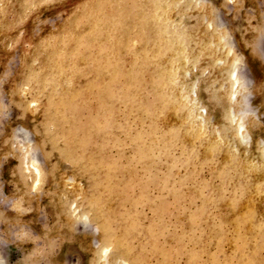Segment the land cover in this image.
Wrapping results in <instances>:
<instances>
[{
	"label": "rangeland",
	"instance_id": "1",
	"mask_svg": "<svg viewBox=\"0 0 264 264\" xmlns=\"http://www.w3.org/2000/svg\"><path fill=\"white\" fill-rule=\"evenodd\" d=\"M263 141L264 0H0V264H264Z\"/></svg>",
	"mask_w": 264,
	"mask_h": 264
},
{
	"label": "bare ground",
	"instance_id": "2",
	"mask_svg": "<svg viewBox=\"0 0 264 264\" xmlns=\"http://www.w3.org/2000/svg\"><path fill=\"white\" fill-rule=\"evenodd\" d=\"M107 1H109V0H106V2ZM149 1H151V0H149ZM167 1V0H166ZM88 2H90V1H88ZM95 2V1H94ZM97 2V1H96ZM89 4V3H88ZM167 4V3H166ZM165 4V5H166ZM101 6H103L102 4H100ZM163 5V4H162ZM96 6H97V4H96ZM100 6V7H101ZM87 7V6H86ZM150 12V10H148L147 11V13H149ZM146 13V14H147ZM160 13V12H159ZM162 14H164V13H162ZM89 16H91V17H93L94 19L92 20V19H90V21L92 22V23H94V24H97L98 23V21H96V19H95V16L93 15H89ZM113 16V15H112ZM104 17H107V16H104ZM118 17V16H117ZM117 17H115V18H117ZM82 18V17H81ZM114 18V17H113ZM132 18H134V17H132ZM132 18H131V20H132ZM146 18H147V16H146ZM161 18H162V16H161ZM73 19V18H72ZM71 19V20H72ZM125 19V18H124ZM157 19H159L158 17H157ZM96 21V22H95ZM135 21V20H134ZM80 22V21H79ZM83 22V21H82ZM149 22V21H148ZM152 22V21H151ZM68 23H70V22H68ZM77 21L76 22H73V24H76V26H78L77 25ZM110 23V22H109ZM142 23V22H141ZM168 23V22H167ZM105 24H107V23H105ZM134 24H136V22L134 23ZM80 25V24H79ZM98 25V24H97ZM158 25V24H157ZM168 25V24H167ZM209 25V24H208ZM103 26H104V23H103ZM156 27V26H155ZM167 27V26H166ZM165 27V28H166ZM79 28V27H78ZM152 28H153V26H152ZM162 28H163V26H162ZM155 29H157V27L155 28ZM100 30V29H99ZM98 30V31H99ZM126 30V29H125ZM101 31V30H100ZM127 31V30H126ZM125 31V32H126ZM133 31H134V29H133ZM163 31V30H162ZM90 32V31H89ZM111 32V31H110ZM120 32V31H119ZM156 32V31H155ZM129 33V32H128ZM131 33H132V31H131ZM135 33V32H134ZM62 34V33H61ZM87 34V33H86ZM96 34H97V32H96ZM126 33H124V35H125ZM139 34V33H138ZM154 34V33H153ZM127 35V34H126ZM65 36V35H64ZM121 36H123L122 34L120 35H117L116 36V38L117 39H120L121 38ZM141 37H142V35H140ZM156 36V35H155ZM83 37V36H82ZM90 38H93V37H91V36H89ZM95 37V36H94ZM134 37H135V35H134ZM148 37V36H147ZM140 38V37H139ZM138 38V39H139ZM60 39V38H59ZM62 37H61V40L60 41H62ZM98 39H99V37H98ZM153 39V37L151 38V40ZM66 40H67V37H66ZM92 40V39H91ZM112 40V39H111ZM128 40H129V38H128ZM59 41V42H60ZM76 41V40H75ZM108 41V40H107ZM140 41V40H139ZM64 42V41H63ZM85 42V41H84ZM89 42H90V40H89ZM112 42V41H111ZM133 42V41H132ZM170 42V41H169ZM80 43H83V42H81L80 41ZM79 43V44H80ZM86 43V42H85ZM99 43H100V41H99ZM130 43V42H129ZM58 44V43H57ZM61 44H62V42H61ZM75 44V43H74ZM78 44V43H77ZM64 45V44H63ZM99 45V44H98ZM97 45V46H98ZM104 45V44H103ZM57 46H59V45H57ZM130 46V45H129ZM67 47V46H66ZM107 47V46H106ZM111 47H113V46H111ZM118 47V46H117ZM121 47V46H120ZM130 47H134V46H130ZM88 48H89V46H88ZM102 48V47H101ZM145 48V47H144ZM144 48H142V49H144ZM137 49V48H136ZM92 50V49H91ZM99 50V49H98ZM98 50H97V52H98ZM103 50H105V48H103ZM102 50V51H103ZM129 50V49H128ZM127 50V51H128ZM101 51V52H102ZM185 51V50H184ZM54 52H55V50H54ZM61 52V51H60ZM63 52V51H62ZM85 52V51H84ZM87 52H88V50H87ZM97 52H96V55H97ZM133 53H134V51H132ZM38 53V56H40L41 54L40 53H42V52H37ZM81 53V52H80ZM185 53V52H184ZM40 54V55H39ZM43 54V53H42ZM101 54V53H100ZM111 54V53H110ZM181 54V53H180ZM46 55V54H45ZM45 55H43V59H44V56ZM99 55V54H98ZM36 56V55H35ZM42 56V55H41ZM49 57H50V55H48ZM55 56V55H54ZM81 56V55H80ZM84 55H82L81 57H83ZM88 56H90V55H88ZM186 55H183V58L185 57ZM136 57V56H135ZM84 58V57H83ZM94 58V57H93ZM137 58V57H136ZM140 58V57H139ZM186 58V57H185ZM216 58V57H215ZM40 59V58H39ZM43 59H41V60H43ZM46 59V58H45ZM68 59V58H67ZM113 59V58H112ZM40 60V61H41ZM49 60V59H48ZM53 60V59H52ZM79 60V59H78ZM90 60V59H89ZM122 60V59H121ZM184 60V59H183ZM49 61H51V60H49ZM57 61V60H56ZM59 61V60H58ZM61 61H63L62 59H61ZM73 60H71V62H72ZM84 61H86V60H84ZM120 61V60H119ZM118 61V62H119ZM136 61V60H135ZM141 61H143L142 60V58H141ZM213 61H214V59H213ZM44 62V61H43ZM65 62V61H64ZM79 62V61H78ZM83 62V61H82ZM90 62V61H89ZM116 62V61H115ZM118 62H117V64H118ZM187 62V61H186ZM40 63H42V62H40ZM59 63V62H58ZM65 63H67V62H65ZM84 63V62H83ZM184 63H185V61H184ZM216 63L217 64H225V65H231V63H232V66H234L233 65V61H229V62H226L225 60L224 61H222V58H217L216 59ZM234 63H236V61L234 62ZM38 64H39V61H38ZM49 64V62L47 63V65ZM51 64V63H50ZM52 64H54V63H52ZM51 64V65H52ZM60 64V63H59ZM58 64V65H59ZM62 64H64V63H62ZM78 64V63H77ZM86 64V63H85ZM176 64V63H175ZM50 65V66H51ZM66 66H68V64H65ZM73 65V64H72ZM210 65V64H209ZM44 66V65H43ZM60 66V65H59ZM74 66V65H73ZM73 66H71L72 68H74ZM120 66V65H119ZM132 66H134V65H132ZM232 66H230V67H232ZM52 67V69H53V66H51ZM69 67V66H68ZM87 67V66H86ZM29 68V67H28ZM36 68H37V66H36ZM60 68H61V66H60ZM67 68V67H66ZM70 68V67H69ZM75 68H77V67H75ZM74 68V70L76 71L77 69H79L80 70V68L78 67L77 69H75ZM138 68V67H137ZM174 68H175V66H174ZM30 69H32L33 71H34V68H31L30 67ZM29 69V70H30ZM47 69V68H46ZM49 69V68H48ZM55 69H57V67L55 68ZM55 69L53 70V73H56L57 72V70L55 71ZM105 69H107V67H105ZM116 69V68H115ZM120 69V68H119ZM134 69V68H133ZM28 70V71H29ZM71 70V69H70ZM73 70V71H74ZM78 70V71H79ZM84 70H85V68H84ZM89 70V69H88ZM130 70H132V67H131V69ZM139 70V69H138ZM176 70H177V68H176ZM49 71V73H50V70H48ZM52 71V70H51ZM55 71V72H54ZM61 71V70H60ZM72 71V70H71ZM118 71V70H117ZM36 72H38V71H36ZM81 72V71H80ZM120 72V71H119ZM33 74H34V72H32ZM52 73V74H53ZM71 73V72H70ZM76 73V72H75ZM79 73V72H78ZM77 73V74H78ZM133 73H135V72H133ZM138 73V72H137ZM137 73H135V74H137ZM140 73H141V71H140ZM172 73V72H171ZM240 69H238V67L237 66H234L233 68H232V70L228 73V75H227V77H225L224 78V80L222 81V82H220V86H221V94H224L225 95V97H227V102H228V105H227V120H228V123H229V125H232V123L233 122H235L236 120L238 121V119H240L245 113H247V112H250V111H253V114L255 113V109H252V110H250L251 109V107H249V110H246V106H248V103H247V96H249V94H248V92H247V94L245 93V94H242L240 97H241V101L243 102V104L244 105H242V109L241 110H239V111H236V112H238L237 114L236 113H234V114H232L231 113V110H232V108H234L235 107V105H237V103H240L239 102V97H238V93L240 92L239 91V89L241 88L242 89V91L244 90V89H247L248 88V85H249V80H248V78H246V76L245 77H243L242 76V78H240ZM33 74L31 75V76H33ZM36 74V73H35ZM44 74V73H43ZM51 74V73H50ZM72 74V73H71ZM74 74V73H73ZM134 74V75H135ZM173 75L175 74V72L174 73H172ZM42 75V74H41ZM41 75L39 76H37V79L39 78V77H41ZM47 75V74H46ZM80 75V74H79ZM78 75V76H79ZM84 75V74H83ZM241 75H242V73H241ZM31 76L29 75V77L31 78ZM43 76L44 77H46L45 75H42V78H43ZM58 76V75H57ZM77 76V77H78ZM132 76V75H131ZM138 76H140L139 75V73H138ZM142 76V75H141ZM28 77V76H27ZM134 77V76H133ZM35 78V77H34ZM49 78H52V76L51 77H49ZM49 78H47L48 79V81H49ZM69 78H71V77H69ZM75 78H76V75H75ZM74 78V79H75ZM137 77L135 76V79H136ZM247 80H246V79ZM32 79V78H31ZM36 78H35V80H37ZM56 79V78H55ZM55 79H54V81H55ZM77 79V78H76ZM84 79V78H83ZM92 79V78H91ZM98 79V78H97ZM122 79V78H121ZM154 79V78H153ZM158 78L156 77L155 78V80H157ZM52 80V79H51ZM51 80H50V82H51ZM62 80H64L63 78H62ZM93 80V79H92ZM118 80H120L119 78H118ZM138 80H140L139 78H138ZM178 80V79H177ZM33 81V79L31 80V82ZM38 81H40L39 79H38ZM44 80H42V82H43ZM58 81H59V79H58ZM65 81V80H64ZM71 81V80H70ZM79 81V80H78ZM91 81V80H90ZM94 81H95V79H94ZM101 81L103 82V79H101ZM135 81V80H134ZM214 81V80H213ZM212 81V82H213ZM34 82V81H33ZM63 82V81H62ZM75 82V81H74ZM77 82V81H76ZM140 82H141V80H140ZM140 82H138L139 84H140ZM60 83V82H59ZM68 83H70V82H68ZM84 83V82H83ZM135 83H137L136 81H135ZM37 84V83H36ZM35 84V85H36ZM65 84V83H64ZM111 84V83H110ZM117 84V83H116ZM169 84H170V82H169ZM176 84H178V83H176ZM41 85V84H40ZM54 85H55V83H54ZM69 85V84H68ZM129 85V84H128ZM180 85V84H179ZM185 85V84H184ZM48 86V85H47ZM57 86V85H56ZM60 86V85H59ZM124 86V85H123ZM132 86H133V84H132ZM146 86V85H145ZM172 86V85H171ZM38 86H36V88H37ZM44 87H46V86H44ZM50 87V86H49ZM49 87H47V88H49ZM54 87V86H53ZM61 87V86H60ZM67 87V86H66ZM71 87H73V85L71 86ZM70 87V88H71ZM77 87H79V86H77ZM92 87H93V85H92ZM110 87V86H109ZM121 87V86H120ZM124 87H127L126 85L124 86ZM129 87V86H128ZM127 87V88H128ZM150 87V86H149ZM47 88H44V89H47ZM59 88V87H58ZM65 88V87H64ZM63 88V89H64ZM68 88V87H67ZM66 88V89H67ZM115 88V87H114ZM122 88V87H121ZM120 88V93H123V91L121 92V89ZM151 88V87H150ZM149 88V89H150ZM244 88V89H243ZM35 89V88H34ZM42 89H43V86H42ZM42 89L40 88V90L42 91ZM53 90L54 89H56V87H54V88H52ZM60 89H62V87L61 88H59V90ZM79 89V88H78ZM81 89V88H80ZM89 89H91V88H89ZM187 92L189 93V95H191L192 97L190 98V101H192V103H193V108L195 109V110H197V114L198 115H196V116H198V118H200V119H203L204 117V114L206 113V107L204 106V105H201L200 103H199V101H198V96H197V90H196V82H193L191 85L189 84V85H187ZM39 90V89H38ZM49 90V89H48ZM72 90V89H71ZM123 90H124V88H123ZM142 90V89H141ZM45 91V90H44ZM116 91H118L117 89H116ZM177 91V90H176ZM45 92H47V91H45ZM50 92V91H49ZM73 92V91H72ZM80 92V91H79ZM78 92V93H79ZM114 92V91H113ZM126 92V91H125ZM170 92V91H169ZM38 93H40V92H38ZM55 93V92H54ZM53 93V91H52V94H54ZM57 93V92H56ZM69 93V92H68ZM74 93V92H73ZM116 93V92H115ZM118 93V92H117ZM119 93V94H120ZM130 93V92H129ZM241 93V92H240ZM239 93V94H240ZM46 94V93H45ZM45 94H40V95H44V97H45ZM72 94V93H71ZM74 94H76L77 95V92L76 93H74ZM119 94L117 95V96H119ZM126 94V93H125ZM166 94V93H165ZM47 95V97H48V94H46ZM51 95V94H50ZM113 95V94H112ZM54 96V95H53ZM58 96H60V95H58L57 94V98H59ZM73 96H75V95H73ZM78 96V95H77ZM80 96H81V93H80ZM114 96H116V95H114ZM167 96V95H166ZM165 96V97H166ZM170 96V95H169ZM169 96H167V97H169ZM38 97V96H37ZM64 97V96H63ZM69 97V96H68ZM72 97V96H71ZM122 96H119V99L121 98ZM174 97V96H173ZM193 97H195L194 99H193ZM42 98V97H41ZM49 98H51L50 96L48 97V99ZM57 98H56V100H57ZM61 98V99H60ZM60 100H64V101H67L66 99H62V97L60 96ZM66 98H67V96H66ZM70 98V97H69ZM79 98V97H78ZM125 98V96H123V99ZM127 98L129 99L130 97H128L127 96ZM126 98V99H127ZM83 99V98H82ZM115 99H117V98H115ZM127 99V100H128ZM169 99V98H168ZM51 101H52V98L50 99ZM112 100H114V99H112ZM129 100H131V99H129ZM170 100V99H169ZM173 100V99H172ZM51 101H49V102H51ZM59 101V100H58ZM71 100H69V102H70ZM117 101V100H116ZM132 101V100H131ZM53 102V101H52ZM51 102V103H52ZM62 102V101H61ZM69 102H67L68 104H70ZM165 102V101H164ZM166 102H167V98H166ZM165 102V103H166ZM250 102V101H249ZM51 103H50V105H51ZM60 103V102H59ZM101 103V102H100ZM102 103H103V101H102ZM165 103H163V104H165ZM168 103H170L171 104V102L169 101ZM181 103V102H180ZM192 103H191V105H192ZM53 104V103H52ZM61 104V103H60ZM98 104V103H97ZM169 104V105H170ZM174 104V103H173ZM176 104V103H175ZM174 104V105H175ZM241 104V103H240ZM240 104H239V106H240ZM67 105V104H66ZM74 105H76V104H74ZM188 105H189V103H188ZM68 106V105H67ZM77 106V105H76ZM50 107V106H49ZM60 107V106H59ZM103 107V106H102ZM178 107H180L179 106V104H178ZM241 107V106H240ZM58 108V107H57ZM75 108V107H74ZM139 108V107H138ZM141 108V107H140ZM187 108V107H186ZM62 109V108H61ZM65 109V108H64ZM177 109H179V108H177ZM182 109V108H181ZM57 110V109H56ZM113 110V109H112ZM180 110V109H179ZM47 111H48V109H47ZM47 111H45V112H47ZM63 111V110H62ZM174 111L176 112V110L174 109ZM174 111H173V113H174ZM114 111H112V113H113ZM178 112V111H177ZM184 112V111H183ZM50 113V112H49ZM58 113V112H57ZM104 114H106V113H104ZM103 114V115H104ZM252 114V113H251ZM252 114V115H253ZM98 115V114H97ZM101 115V114H100ZM161 115V114H160ZM178 115H180V113L178 114ZM181 115H182V113H181ZM194 115V114H193ZM241 115V116H240ZM107 116V115H106ZM111 116V115H110ZM110 116H108L109 118H110ZM239 116H240V118H239ZM245 116V115H244ZM46 117V116H45ZM185 117H186V115H185ZM184 117V118H185ZM43 118V117H42ZM48 118H49V116H48ZM61 118H62V115H61ZM177 118V117H176ZM196 118V117H195ZM65 119V118H64ZM99 119H101V118H99ZM192 119V118H191ZM109 120V119H108ZM186 120H187V118H186ZM185 120V121H186ZM195 120V119H194ZM193 121V120H192ZM201 121V120H200ZM240 121V120H239ZM237 122L236 123V132L237 133H239L240 135H241V138H244L245 136H243V132H242V128H243V124H241V122ZM94 122V121H93ZM102 122V121H101ZM199 122V121H198ZM107 122H102V123H99L100 125L102 124H105V125H107L106 124ZM186 123V122H185ZM195 123V122H194ZM94 124V123H93ZM92 123H91V126L93 125ZM113 124V123H112ZM188 124V123H187ZM90 126V127H91ZM94 126V127H93ZM92 127L95 129V125H93ZM112 126V125H111ZM229 127V126H228ZM101 128H102V126H101ZM122 128V127H121ZM91 129V128H90ZM178 129H180V128H178ZM97 130V129H96ZM190 130V129H189ZM47 131V130H46ZM69 131V130H68ZM71 131V130H70ZM94 131V130H93ZM98 131H101L100 130V127H99V129H98ZM57 132V131H56ZM91 132H92V130H91ZM102 132V131H101ZM68 133V132H67ZM186 133H189L188 131L186 132ZM194 133V132H193ZM246 133V132H245ZM60 134V133H59ZM58 134V135H59ZM74 134V133H73ZM45 135H49V134H45ZM69 135V134H68ZM91 135V134H90ZM188 135V134H187ZM190 135V134H189ZM194 135H196V132H195V134ZM46 136V137H47ZM66 136V135H65ZM185 136V135H184ZM44 137V136H43ZM45 137V138H46ZM53 137H54V135H53ZM58 137V136H57ZM240 137V136H239ZM48 138V137H47ZM59 138V137H58ZM81 138V137H80ZM79 138V139H80ZM52 139V138H51ZM54 139V138H53ZM56 139V138H55ZM78 139V140H79ZM82 139H84L83 137H82ZM247 139V138H246ZM67 140V139H66ZM77 140V141H78ZM47 141H49V140H47ZM46 141V142H47ZM80 141V140H79ZM53 142V141H52ZM75 143H76V141H74ZM57 143V142H56ZM58 145V144H57ZM138 145V144H137ZM51 146H52V143H51ZM67 146V145H66ZM53 148H54V144H53ZM72 148V147H71ZM55 149H57V148H55ZM83 149V148H82ZM68 150H69V147H68ZM71 152H72V150H70ZM260 156H261V158L262 159H264V141L262 142V146L260 147ZM59 153H63L64 154V152H59ZM69 153V152H68ZM67 153V154H68ZM71 154V153H70ZM67 156V155H66ZM74 157H75V155H74ZM73 157V158H74ZM76 159V158H75ZM102 159V158H101ZM100 159V160H101ZM80 160H81V158H80ZM93 160V159H92ZM97 163V162H96ZM264 163V162H263ZM77 164V163H76ZM31 165V164H30ZM33 165V164H32ZM95 168V167H94ZM93 168V169H94ZM36 169V168H35ZM81 169V168H80ZM38 172V171H37ZM91 172V171H90ZM89 173V172H88ZM98 173V172H97ZM99 177V176H98ZM112 178V177H111ZM107 193V192H106ZM117 198V197H116ZM148 198V197H147ZM120 201V200H119ZM235 202V201H234ZM233 204V202L231 203V205ZM230 205V206H231ZM246 213V212H245ZM249 213H250V210H248L247 211V213H246V215L244 216H242V218H240L239 220H237V223H239V224H241V222H244V221H246L247 219H248V215H249ZM106 223V222H105ZM109 228V227H108ZM238 229V228H237ZM107 231V230H106ZM105 231V232H106ZM109 232H110V230L108 231V234H109ZM108 236H112V235H108ZM109 238V237H108ZM107 240V239H106ZM110 240V239H109ZM126 240V239H125ZM113 243V242H112ZM108 244V243H107ZM106 244V245H107ZM105 245V244H104ZM123 245V244H122ZM105 248V250H103V247H102V249H101V251L100 252H98V264H110V262L109 261H106L105 259H103V254L104 253H106V251H107V248L106 247H104ZM100 249V248H99ZM99 251V250H98ZM122 253V252H121ZM132 259V258H131ZM192 259V258H191ZM244 259V258H243ZM252 259V258H251ZM104 260V261H103ZM1 262V261H0ZM95 262V261H94ZM120 262L121 263H126V261L125 260H120ZM134 262V261H133ZM250 263V262H249ZM248 263V264H249ZM118 264V263H117ZM120 264V263H119ZM246 264V263H245ZM253 264V263H252Z\"/></svg>",
	"mask_w": 264,
	"mask_h": 264
}]
</instances>
